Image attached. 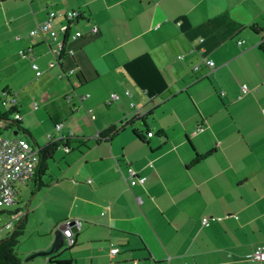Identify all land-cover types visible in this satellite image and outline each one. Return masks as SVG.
<instances>
[{"label": "crops", "instance_id": "crops-1", "mask_svg": "<svg viewBox=\"0 0 264 264\" xmlns=\"http://www.w3.org/2000/svg\"><path fill=\"white\" fill-rule=\"evenodd\" d=\"M71 9L85 12L73 28L99 30L68 40L49 66L57 42L29 31ZM9 58L2 94L17 103L3 106L30 133L8 137L57 143L43 172L16 183L17 196L32 184L27 226L39 206L56 214L55 232L82 221L58 260L264 264L248 257L264 245V0H0V60ZM10 210L3 222L25 212Z\"/></svg>", "mask_w": 264, "mask_h": 264}, {"label": "built area", "instance_id": "built-area-1", "mask_svg": "<svg viewBox=\"0 0 264 264\" xmlns=\"http://www.w3.org/2000/svg\"><path fill=\"white\" fill-rule=\"evenodd\" d=\"M57 17H62L63 21L58 27H55L53 21ZM85 18V12L81 9H71L65 12H57L50 10L47 17L37 23V25L29 31V34L34 36L39 33L46 34L53 41H56V46L52 48L53 58L49 61V66H54L60 62L64 56L66 49V43L70 39H74L88 32L95 33L99 30L96 24L90 25L86 29L73 28V26L80 20ZM19 37V36H17ZM244 39H239L238 43L242 44ZM22 53H25L22 51ZM179 57H182L180 55ZM205 62L210 67H215L213 59L205 58ZM32 67L35 69L36 75H40L42 70L38 63L32 62ZM199 65H195L194 69H198ZM243 90L246 91V85L243 86ZM127 94H130V90H126ZM88 95V94H86ZM119 98L117 92L110 93L109 102ZM0 102L2 105H15L17 103V96L15 92L4 91ZM133 106L134 104L131 103ZM37 106V103H34ZM15 118L21 119L19 113H15ZM61 124H56V129H59ZM203 126L197 127V130H202ZM154 132L148 131V135L151 136ZM50 139L52 135H49ZM40 148L33 147L30 142L23 137H8L0 134V237L3 235V229H11L14 225L13 220L6 222L2 221L3 210L11 207L17 202L16 183L24 182L31 179L36 171V166L39 162ZM132 183L136 182L137 173L135 170H129ZM203 223L208 224V218H203ZM82 221L79 218L69 219L60 225L65 242L67 245H72L75 242V233L80 229ZM118 251L117 247L111 248V253ZM248 257L254 259H264V245H259L253 252L248 254Z\"/></svg>", "mask_w": 264, "mask_h": 264}, {"label": "rangeland", "instance_id": "rangeland-1", "mask_svg": "<svg viewBox=\"0 0 264 264\" xmlns=\"http://www.w3.org/2000/svg\"><path fill=\"white\" fill-rule=\"evenodd\" d=\"M13 60L12 59H7V60H0V79L3 78L5 80L6 75L9 73V67L12 65ZM0 81V98L2 96V86L4 84V81ZM7 110V107H4L1 102H0V112H5ZM12 117V116H11ZM150 120V119H149ZM9 121L5 119L0 120V129L3 135L5 136H14V131L16 128L14 127H9L8 126ZM32 187V184L29 183V187H21V191L19 192L17 198L19 202L17 205H20L24 208L26 211V205L27 202L31 203V206H34L33 203V198H31V193L29 188ZM17 205H12L8 209H15ZM30 205V204H29ZM32 208H30V213H29V223L26 229V233L21 237L20 243L18 245V252L20 253L21 257L26 260L28 257H30L34 252H32L30 249L34 245H41L45 244L50 238L51 235H54V240H55V228H53V216H56L55 213L49 212L48 210L46 211L42 206L38 207L35 211H32ZM6 211L4 212L3 215H5ZM10 229L6 230L5 233H9ZM54 240L51 239V246L54 243ZM62 249H65V246H63ZM40 251V250H38ZM45 251V250H43ZM64 253L68 254V251H64ZM53 253L49 254L52 255ZM48 255H36L33 257L31 260H41L44 261L45 258Z\"/></svg>", "mask_w": 264, "mask_h": 264}, {"label": "trees", "instance_id": "trees-1", "mask_svg": "<svg viewBox=\"0 0 264 264\" xmlns=\"http://www.w3.org/2000/svg\"><path fill=\"white\" fill-rule=\"evenodd\" d=\"M14 110L10 109L5 112H0V120L6 119L9 121V127L16 128L17 131H25L29 132L26 128H24L21 125V122L19 119L15 117H11L10 114H13ZM118 132V129L111 128L109 130V136L112 137L114 134ZM30 133V132H29ZM57 145V143H51L49 146L41 147L40 149V158L39 162L36 166L35 174L41 169L43 172V169L47 168V159L50 156L51 151L53 148ZM197 158L196 160H198ZM40 185H44L41 183ZM3 211H6L8 213H15V211H11L10 209H5ZM27 221H28V212H23L16 220L12 228L10 229L9 233L3 234L0 237V264H24L22 261V257L20 253L18 252V245L20 243L21 237L25 234L26 228H27ZM56 254H52L49 256L48 262L50 264H63L66 263V261L58 260Z\"/></svg>", "mask_w": 264, "mask_h": 264}, {"label": "water", "instance_id": "water-1", "mask_svg": "<svg viewBox=\"0 0 264 264\" xmlns=\"http://www.w3.org/2000/svg\"><path fill=\"white\" fill-rule=\"evenodd\" d=\"M55 233H56V237H55V241L52 247L49 250L36 251L30 256V258H33L36 255H49L57 251L61 246H63L64 245V235H63L62 229L59 228Z\"/></svg>", "mask_w": 264, "mask_h": 264}]
</instances>
